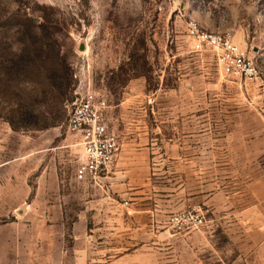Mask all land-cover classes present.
I'll return each mask as SVG.
<instances>
[{
  "label": "rangeland",
  "instance_id": "374dc122",
  "mask_svg": "<svg viewBox=\"0 0 264 264\" xmlns=\"http://www.w3.org/2000/svg\"><path fill=\"white\" fill-rule=\"evenodd\" d=\"M189 21L228 36L259 78L226 75L214 51L195 49ZM87 90L106 97L120 141L104 187L75 179L82 148L66 129ZM256 138L264 0H0V264H234L216 221L264 159ZM192 208L203 227L173 222ZM78 219L91 243L75 245ZM62 220L76 249L64 259Z\"/></svg>",
  "mask_w": 264,
  "mask_h": 264
},
{
  "label": "built area",
  "instance_id": "2783aa9c",
  "mask_svg": "<svg viewBox=\"0 0 264 264\" xmlns=\"http://www.w3.org/2000/svg\"><path fill=\"white\" fill-rule=\"evenodd\" d=\"M187 28L195 49L214 51L226 75L250 82L259 78L258 66L228 36L201 31L194 21H189ZM108 107L103 94L87 90L74 101L69 113L67 133L82 148L75 171V179L81 183L104 187L117 160L119 140L108 124ZM173 222L195 230L203 227L205 217L199 209L192 208L174 217Z\"/></svg>",
  "mask_w": 264,
  "mask_h": 264
},
{
  "label": "crops",
  "instance_id": "0c3cea01",
  "mask_svg": "<svg viewBox=\"0 0 264 264\" xmlns=\"http://www.w3.org/2000/svg\"><path fill=\"white\" fill-rule=\"evenodd\" d=\"M257 82L255 84H257ZM112 131L117 135L114 130ZM117 137L119 140L118 135ZM256 140H259V143L264 145V138H256ZM118 155L119 154H117V156ZM259 160V164L255 161V166L251 170L246 173H240L239 175L243 179L241 188L238 187L239 195L237 198H239L238 200L240 203L231 206V218L225 221H216V224L222 225L228 238L232 240L234 248L238 250L239 256L237 259L233 260L234 264H255L253 261L257 258V254L259 255L261 253V257L264 259V159ZM40 191L39 188L36 190L37 195H39ZM57 191L58 193H56V195H58V197H64V194L60 193L61 190L59 188ZM50 195L51 194H49V196ZM202 198L205 199L201 200L206 201V197ZM59 202V205L63 206V201L61 199H59ZM55 205L57 206V201ZM209 223L210 222L206 223L205 228L211 224ZM85 225L83 219H78L72 224V232H75V235L72 236L75 245L80 242L81 244L92 242L90 234L86 237L79 236L82 229H87V225ZM59 226L62 229L63 236L57 256L58 258L64 259L69 257L70 253L76 252V249H73V246H67L65 243L64 233L66 221H60ZM78 228L81 230L79 231ZM200 233L201 237L199 238L202 240V244H206V242L209 244V238L203 236L202 231ZM202 264L206 263L202 262ZM223 264L227 263L223 260Z\"/></svg>",
  "mask_w": 264,
  "mask_h": 264
}]
</instances>
